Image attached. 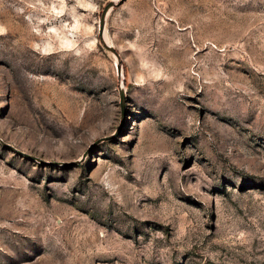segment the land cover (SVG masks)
<instances>
[{"label":"rangeland","instance_id":"obj_1","mask_svg":"<svg viewBox=\"0 0 264 264\" xmlns=\"http://www.w3.org/2000/svg\"><path fill=\"white\" fill-rule=\"evenodd\" d=\"M0 25V138L39 160L0 143V264H264V0H0Z\"/></svg>","mask_w":264,"mask_h":264},{"label":"water","instance_id":"obj_2","mask_svg":"<svg viewBox=\"0 0 264 264\" xmlns=\"http://www.w3.org/2000/svg\"><path fill=\"white\" fill-rule=\"evenodd\" d=\"M109 7H110V5L108 7H106V9L104 10L102 19H101V26H100V35H101V37H103V34H104V29H105V16H106L107 11L109 10ZM125 102H126V95H125V92L122 91L121 92V107H122V113L123 114L125 113ZM0 143L3 146L11 149L12 151H14L17 154L23 155L24 157H26L28 159H31V160H34V161H39L37 158H35V157L31 156V155H28L26 153H23V152L17 150L16 148H14L13 146L7 144L1 138H0Z\"/></svg>","mask_w":264,"mask_h":264},{"label":"clouds","instance_id":"obj_3","mask_svg":"<svg viewBox=\"0 0 264 264\" xmlns=\"http://www.w3.org/2000/svg\"><path fill=\"white\" fill-rule=\"evenodd\" d=\"M24 2H27V0H24ZM18 11L20 13H23L24 9L23 8H20V9H18ZM5 33H6V29L2 25H0V35H3ZM65 48L70 49V48H72V45L66 44L65 45Z\"/></svg>","mask_w":264,"mask_h":264}]
</instances>
